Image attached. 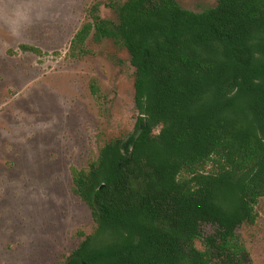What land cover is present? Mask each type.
<instances>
[{
  "label": "trees",
  "instance_id": "obj_1",
  "mask_svg": "<svg viewBox=\"0 0 264 264\" xmlns=\"http://www.w3.org/2000/svg\"><path fill=\"white\" fill-rule=\"evenodd\" d=\"M109 5L116 20L94 4L69 55L88 53L90 38L127 49L141 132L105 140L71 169L95 228L63 264H250L237 229L264 196V0ZM90 88L101 101L96 78Z\"/></svg>",
  "mask_w": 264,
  "mask_h": 264
},
{
  "label": "rangeland",
  "instance_id": "obj_2",
  "mask_svg": "<svg viewBox=\"0 0 264 264\" xmlns=\"http://www.w3.org/2000/svg\"><path fill=\"white\" fill-rule=\"evenodd\" d=\"M110 1L16 0L28 17L16 34L0 20V264H63L81 232L95 228L90 207L73 191L71 169L87 167L105 140L134 131V67L110 38H90L83 56L69 52L94 4L116 20ZM178 2L201 11L217 0ZM257 211L253 224L237 229L250 264H264V196ZM215 229L203 224L205 234Z\"/></svg>",
  "mask_w": 264,
  "mask_h": 264
},
{
  "label": "clouds",
  "instance_id": "obj_3",
  "mask_svg": "<svg viewBox=\"0 0 264 264\" xmlns=\"http://www.w3.org/2000/svg\"><path fill=\"white\" fill-rule=\"evenodd\" d=\"M27 15L16 0H0V20H3L16 34L18 26L27 20Z\"/></svg>",
  "mask_w": 264,
  "mask_h": 264
},
{
  "label": "water",
  "instance_id": "obj_4",
  "mask_svg": "<svg viewBox=\"0 0 264 264\" xmlns=\"http://www.w3.org/2000/svg\"><path fill=\"white\" fill-rule=\"evenodd\" d=\"M140 132H141V128H139L136 132H135V130L132 132V133H134V135H135V137H137L139 134H140ZM131 133V134H132ZM130 137V134H129V136H128V138ZM127 138V139H128ZM104 186V184H102L101 186H100V188H102Z\"/></svg>",
  "mask_w": 264,
  "mask_h": 264
}]
</instances>
